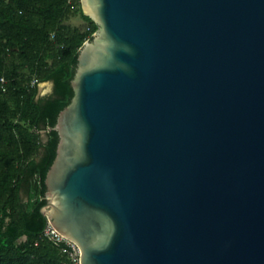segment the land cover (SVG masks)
Masks as SVG:
<instances>
[{"label":"water","instance_id":"water-1","mask_svg":"<svg viewBox=\"0 0 264 264\" xmlns=\"http://www.w3.org/2000/svg\"><path fill=\"white\" fill-rule=\"evenodd\" d=\"M49 223L79 264H264V0H80Z\"/></svg>","mask_w":264,"mask_h":264},{"label":"trees","instance_id":"trees-1","mask_svg":"<svg viewBox=\"0 0 264 264\" xmlns=\"http://www.w3.org/2000/svg\"><path fill=\"white\" fill-rule=\"evenodd\" d=\"M77 15L85 28L67 25ZM96 30L80 0H0V264H63L64 243L39 239L47 224L44 180L79 48ZM45 81L51 92L36 98Z\"/></svg>","mask_w":264,"mask_h":264},{"label":"built area","instance_id":"built-area-1","mask_svg":"<svg viewBox=\"0 0 264 264\" xmlns=\"http://www.w3.org/2000/svg\"><path fill=\"white\" fill-rule=\"evenodd\" d=\"M0 81L3 83L4 79L1 78ZM40 238H47L54 244H58L63 242L64 246L60 248V256L63 257V264H79V248L72 241L64 238L61 234H59L54 227L47 221V224L42 232L39 235ZM38 241H35L37 244Z\"/></svg>","mask_w":264,"mask_h":264},{"label":"rangeland","instance_id":"rangeland-1","mask_svg":"<svg viewBox=\"0 0 264 264\" xmlns=\"http://www.w3.org/2000/svg\"><path fill=\"white\" fill-rule=\"evenodd\" d=\"M67 25L70 28H79L83 29L85 28L86 22L80 17V15H77L73 18L68 19ZM52 89V83L50 81L40 82L37 86V95L36 98L44 97L48 95L51 92ZM41 137L43 140H45V132H41Z\"/></svg>","mask_w":264,"mask_h":264}]
</instances>
